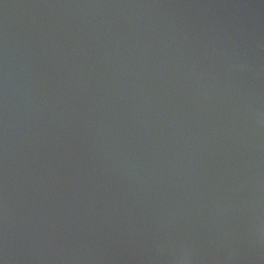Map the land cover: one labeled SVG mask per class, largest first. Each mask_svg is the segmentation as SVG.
Masks as SVG:
<instances>
[{"label":"water","instance_id":"water-1","mask_svg":"<svg viewBox=\"0 0 264 264\" xmlns=\"http://www.w3.org/2000/svg\"><path fill=\"white\" fill-rule=\"evenodd\" d=\"M0 264H264L261 0H0Z\"/></svg>","mask_w":264,"mask_h":264},{"label":"clouds","instance_id":"clouds-1","mask_svg":"<svg viewBox=\"0 0 264 264\" xmlns=\"http://www.w3.org/2000/svg\"><path fill=\"white\" fill-rule=\"evenodd\" d=\"M261 3L264 4V0H261Z\"/></svg>","mask_w":264,"mask_h":264}]
</instances>
